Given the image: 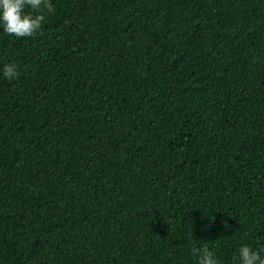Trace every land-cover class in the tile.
I'll return each instance as SVG.
<instances>
[{"label":"trees","instance_id":"16d2710c","mask_svg":"<svg viewBox=\"0 0 264 264\" xmlns=\"http://www.w3.org/2000/svg\"><path fill=\"white\" fill-rule=\"evenodd\" d=\"M51 2L0 32V264L264 243V0Z\"/></svg>","mask_w":264,"mask_h":264},{"label":"clouds","instance_id":"9594fccd","mask_svg":"<svg viewBox=\"0 0 264 264\" xmlns=\"http://www.w3.org/2000/svg\"><path fill=\"white\" fill-rule=\"evenodd\" d=\"M53 9L51 0H0V32L21 38L31 37L40 30L45 12ZM0 74L15 80L19 75L18 65L13 62L0 66ZM197 264H221L216 252L204 242L192 250ZM231 264H264V243L258 246L242 243L231 257Z\"/></svg>","mask_w":264,"mask_h":264}]
</instances>
